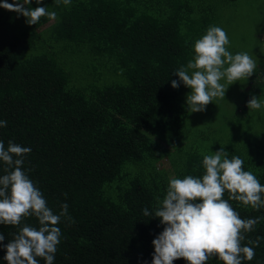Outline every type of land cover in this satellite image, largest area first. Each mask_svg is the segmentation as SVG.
<instances>
[{
    "label": "trees",
    "instance_id": "trees-1",
    "mask_svg": "<svg viewBox=\"0 0 264 264\" xmlns=\"http://www.w3.org/2000/svg\"><path fill=\"white\" fill-rule=\"evenodd\" d=\"M248 2L32 0L25 8L56 14L37 25L0 7V120L7 121L0 141L5 149L9 141L31 148L23 170L54 214L68 205L57 225L61 236L53 264H152V241L164 229L154 217L157 198L166 195L170 178H202L203 156L222 147L264 185V40L252 28L253 47L245 50L231 27ZM210 26L226 32L229 52L256 56L254 73L228 114L217 109L220 104L190 113L191 89L171 83L179 81L175 71L193 59L195 41ZM238 82L243 81L231 85ZM248 95L262 107L250 111ZM223 100L234 98L225 94ZM221 113L234 134L229 138L206 122L207 115ZM165 161L174 175L163 168ZM6 168L0 160V176ZM223 199H229L227 191ZM229 203L241 219L260 218L244 233L241 245L253 247L255 255L242 264H264V207ZM145 208L151 215L143 214ZM25 225L40 227L34 216L19 226L0 224V244ZM258 238L259 246L248 243ZM5 255L0 247V264H8ZM206 264L224 262L213 256Z\"/></svg>",
    "mask_w": 264,
    "mask_h": 264
},
{
    "label": "clouds",
    "instance_id": "clouds-1",
    "mask_svg": "<svg viewBox=\"0 0 264 264\" xmlns=\"http://www.w3.org/2000/svg\"><path fill=\"white\" fill-rule=\"evenodd\" d=\"M70 2L63 0L65 5ZM31 3L32 0H14V3L4 0L0 7L22 14L29 25H37L44 16L55 17V12H48L46 7L25 8ZM36 3L41 4L42 0ZM55 3L59 5L61 0ZM228 44L226 32L210 26L195 41L193 59L175 71L179 81L172 80V87L179 88L183 82L191 89L186 98L190 113L204 111L210 102L225 97L228 87L221 80L231 85L253 75L256 62L246 52L233 55L225 47ZM247 107L250 111L257 110L262 103L252 96ZM6 126L7 121L0 120V127ZM30 152L31 148L12 141L5 149L0 141V160L7 165V174L0 176V224L19 226L24 217L34 216L40 227L19 228L14 238L0 247L6 249L3 259L8 264H39L38 257L46 264H53L61 236L57 225L67 215L68 205L63 203L59 214L47 206L41 191L22 168L23 157ZM202 164L205 169L202 178L192 175L170 178L166 195L162 200L157 198L154 217L160 218L164 229L152 241L155 249L152 264H173L181 258L188 264H206L213 256L224 264H242L254 258V248L242 246L241 241L260 218L241 219L229 200L260 210L264 207V185L254 174L243 170L244 161L239 156L228 159L223 147L214 155H204ZM225 191L229 193L228 200L223 199ZM143 214L151 215L147 208ZM4 239L0 234V242ZM248 243L259 246V238Z\"/></svg>",
    "mask_w": 264,
    "mask_h": 264
},
{
    "label": "rangeland",
    "instance_id": "rangeland-1",
    "mask_svg": "<svg viewBox=\"0 0 264 264\" xmlns=\"http://www.w3.org/2000/svg\"><path fill=\"white\" fill-rule=\"evenodd\" d=\"M237 16H238V22L236 24L232 22L231 27L232 30H234L235 38L239 40V44L245 50L247 49V47L248 48L253 47V41L249 39L250 33H252V28H255L256 33L264 40V0H249L248 3L242 4V7H239L237 10ZM232 54L234 55L235 53ZM250 57L253 60L256 59V56L253 55V53H251ZM241 81L243 82H238L239 84L238 86L235 85L225 86L226 88L228 87L225 93L226 96L229 98H234V100H230V101L223 100V98L218 97L215 99V101L210 102L207 105V107L217 106L218 104H220L219 107H217L218 110H220L225 114L231 113L232 110H234V105H237L236 98L239 97V88L243 87L244 81L246 80H241ZM248 88L249 89H247V92L248 91L250 92L251 91L250 86H248ZM249 97L250 95H248V98ZM250 99L251 97L248 100ZM263 104H264V100H263ZM262 109L264 111V108ZM223 113L219 115V118L218 116H215V118H211V116L207 115L206 122H208L212 126H215L221 133H225V136L229 138L230 134H232V131L230 126L228 127L227 125L228 122H226ZM164 163L165 164L162 165L163 168H165L171 175H174L173 169L169 164V161H165Z\"/></svg>",
    "mask_w": 264,
    "mask_h": 264
}]
</instances>
